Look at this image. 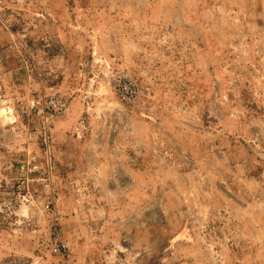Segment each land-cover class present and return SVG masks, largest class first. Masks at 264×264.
Listing matches in <instances>:
<instances>
[{
    "label": "rangeland",
    "instance_id": "obj_1",
    "mask_svg": "<svg viewBox=\"0 0 264 264\" xmlns=\"http://www.w3.org/2000/svg\"><path fill=\"white\" fill-rule=\"evenodd\" d=\"M0 264H264V0H0Z\"/></svg>",
    "mask_w": 264,
    "mask_h": 264
},
{
    "label": "built area",
    "instance_id": "obj_2",
    "mask_svg": "<svg viewBox=\"0 0 264 264\" xmlns=\"http://www.w3.org/2000/svg\"><path fill=\"white\" fill-rule=\"evenodd\" d=\"M123 91L125 92L124 97L128 96L130 93V88L128 85H123ZM61 109L66 110V104L63 103L62 101L60 102Z\"/></svg>",
    "mask_w": 264,
    "mask_h": 264
},
{
    "label": "crops",
    "instance_id": "obj_3",
    "mask_svg": "<svg viewBox=\"0 0 264 264\" xmlns=\"http://www.w3.org/2000/svg\"><path fill=\"white\" fill-rule=\"evenodd\" d=\"M65 31V30H64ZM61 41L59 42L60 44H67L68 46H69V44H70V41H71V39L70 38H65L64 39V37H62L61 39H60ZM69 43V44H68Z\"/></svg>",
    "mask_w": 264,
    "mask_h": 264
}]
</instances>
